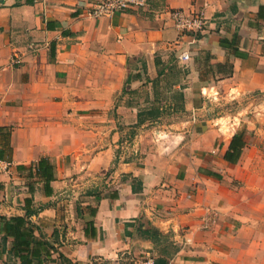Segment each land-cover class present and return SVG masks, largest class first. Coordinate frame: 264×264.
<instances>
[{"label": "crops", "instance_id": "0c3cea01", "mask_svg": "<svg viewBox=\"0 0 264 264\" xmlns=\"http://www.w3.org/2000/svg\"><path fill=\"white\" fill-rule=\"evenodd\" d=\"M98 1L0 0V218L29 221L33 264L146 251L157 264H264V0H148L95 18ZM175 8L204 10L206 31L182 32ZM144 60L148 79L127 64ZM144 83L162 103L146 117L169 118L132 145L140 162L112 164L126 143L111 102ZM127 100L118 112L132 116ZM14 242L0 231V264L20 263Z\"/></svg>", "mask_w": 264, "mask_h": 264}, {"label": "rangeland", "instance_id": "374dc122", "mask_svg": "<svg viewBox=\"0 0 264 264\" xmlns=\"http://www.w3.org/2000/svg\"><path fill=\"white\" fill-rule=\"evenodd\" d=\"M129 68L132 70L133 75L136 73L135 72V68H133L134 66H137L138 69L143 68L145 70V78H151L150 75L148 74L149 69H148V65L146 60H144L143 62L141 61H129L128 63ZM132 64V65H131ZM161 68H158V74L155 76V79H162V78H168V77H172L171 73L165 72V71H161ZM131 87V88H130ZM136 87V88H135ZM134 88L132 86L127 85L124 86V88H122L120 91L117 92L116 94V98L114 100V102H111V107H110V111L115 113L116 115V121L118 124V127H122L123 130V134H122V141L126 143V146L123 148H119L113 158L112 164L113 162H118L120 159L129 161V160H137L138 162H140V160L142 159V157L144 156V152H142V149L139 148L137 151L134 149L132 150V145L136 144V139L139 141L140 144L143 143H148V139L150 138L151 134L148 135L147 131L150 132V129L153 128L154 126H157L159 123L161 124L164 120H168V116L166 117H151L149 115V117H146V114L148 113V109H152V107H154V110L151 111H155V113H159L162 108H160L161 106V102H154L152 101V99L150 98L148 92L150 91V87L146 86V84H138V86H135ZM148 95V96H147ZM128 98H132V100H127V102H133L134 106H137L136 104H138L137 109H133V115L130 116L128 114V116H124L123 113L118 112V109H120V106H122V102H125V99ZM140 106V109L139 108ZM168 109V108H167ZM164 112H167L168 110L164 109ZM137 113V116H134V114ZM120 123V124H119ZM150 140V139H149ZM151 142V141H150ZM130 143H132L131 145H129ZM153 145V144H150ZM113 169V165L110 168L109 173L112 171ZM107 171V174H108ZM106 174H101L100 176H104ZM99 174L96 175L95 178L91 179L93 181H98ZM83 184H81V187H76V189H92L94 187H98V185H96V182H91L89 184L88 187L82 188ZM98 189V188H96Z\"/></svg>", "mask_w": 264, "mask_h": 264}, {"label": "built area", "instance_id": "2783aa9c", "mask_svg": "<svg viewBox=\"0 0 264 264\" xmlns=\"http://www.w3.org/2000/svg\"><path fill=\"white\" fill-rule=\"evenodd\" d=\"M147 3L148 0H100L92 7L91 15L95 18L111 17L130 8L145 7ZM171 16L175 26L184 33L197 36L207 29L208 17L202 9L175 8L171 11ZM179 58L187 60L190 54L182 52ZM13 62H21L20 56H15ZM10 166V161L0 159V172H8ZM135 264H157V260L151 252L146 251L139 256Z\"/></svg>", "mask_w": 264, "mask_h": 264}, {"label": "trees", "instance_id": "16d2710c", "mask_svg": "<svg viewBox=\"0 0 264 264\" xmlns=\"http://www.w3.org/2000/svg\"><path fill=\"white\" fill-rule=\"evenodd\" d=\"M36 172L44 179L45 186L49 188L51 181L55 178L54 164L48 159L42 158L36 163ZM30 203L31 198H28L26 206H29ZM32 212L33 210L27 207V215H30ZM1 221H4V223L1 224ZM2 230L6 234L15 236L14 250L20 256L21 261L19 264H33L32 259L29 257L26 258L24 255V251H27L28 254L31 252L33 228L29 221L21 216H14L8 220L0 218V231ZM152 233L158 235V230H152Z\"/></svg>", "mask_w": 264, "mask_h": 264}]
</instances>
